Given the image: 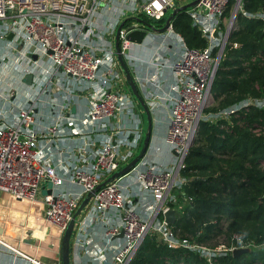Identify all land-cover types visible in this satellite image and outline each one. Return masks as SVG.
I'll list each match as a JSON object with an SVG mask.
<instances>
[{
  "label": "built area",
  "instance_id": "built-area-1",
  "mask_svg": "<svg viewBox=\"0 0 264 264\" xmlns=\"http://www.w3.org/2000/svg\"><path fill=\"white\" fill-rule=\"evenodd\" d=\"M114 1L0 0V40L6 43L0 52V71L10 66L24 80L33 76L32 84H27L31 89L27 106L19 112L0 109V195L32 204L40 201L45 207L46 222L59 231L61 244L81 202L95 193L76 221L71 264H80L88 252L93 224L102 225L108 239H117L124 231L123 245L112 264H131L148 235L156 236L169 249H185L200 255L208 264H215L214 259L219 256L233 255L247 247L239 237L237 245L216 249L181 239L165 215L172 210L177 214L175 191L187 182L181 173L200 123L230 121L245 109L264 108V99L253 97L229 109L209 112L214 103L219 58L226 49L227 38L236 29L238 15L264 23V12H246L243 0H200L188 13L207 40L203 50L189 48L185 38L173 28V21L165 32L159 33L162 45L171 44L180 51L173 58L160 60L159 56L153 63L154 75L139 76L133 72V76L142 91L147 85L154 89L148 97L144 96L152 115L166 107L170 110L165 142L174 160L166 167L146 161V154L131 172L101 187L138 155L141 140V130L134 126L142 108L117 60V28L134 17L162 21L161 26L152 24L162 28L169 13L188 4L184 3L186 0H119L123 4L131 2V9H120L114 25L101 26L98 14ZM129 28L147 30L148 38L153 33L137 21L122 29L121 50L127 62H131V48L137 44L126 39ZM166 70L170 71L169 83L163 76ZM3 82L4 78H0ZM52 91L57 95L51 106L53 115H57L53 122L40 110L43 95ZM14 95L13 91L8 97ZM80 103L85 109L83 116L66 115L71 113V105L76 109ZM55 109L60 110L58 114ZM64 123L74 127V135L63 131ZM69 137H81L83 142L60 147L56 153L54 145L60 146ZM56 154L66 160L55 165ZM63 185L76 191L67 192L61 189ZM44 188L51 193L41 195ZM139 189L147 190L152 197L151 202L141 203L140 212L133 205ZM5 248L15 263L41 264L0 239V251ZM105 254L102 249L99 260L105 259Z\"/></svg>",
  "mask_w": 264,
  "mask_h": 264
},
{
  "label": "trees",
  "instance_id": "trees-1",
  "mask_svg": "<svg viewBox=\"0 0 264 264\" xmlns=\"http://www.w3.org/2000/svg\"><path fill=\"white\" fill-rule=\"evenodd\" d=\"M243 8L250 14L264 12V0H243ZM235 27L213 84L218 107L209 112L229 109L247 98L264 99V23L239 14ZM173 28L189 48L207 47L188 11L175 16ZM200 125L181 173L187 182L175 191L173 229L181 239L212 249L237 245L236 237L251 249L237 257L219 256L215 264H264V108L253 106L230 121ZM130 263L208 264L188 250L169 249L154 235L145 238Z\"/></svg>",
  "mask_w": 264,
  "mask_h": 264
},
{
  "label": "crops",
  "instance_id": "crops-1",
  "mask_svg": "<svg viewBox=\"0 0 264 264\" xmlns=\"http://www.w3.org/2000/svg\"><path fill=\"white\" fill-rule=\"evenodd\" d=\"M115 2L119 4L121 3L119 0H115ZM132 7L131 2L128 4H124V7H119L116 9L114 14H111L113 11L112 8L113 6H110L109 8L102 9L101 13L98 14L99 18V23L101 26L105 23V25L110 24L114 25L117 22V19L119 17V10L123 9L124 10H130ZM153 32V31H152ZM161 35L157 32H153L150 34V37L146 38L145 41L141 44H135L132 46V59L133 61V71H135V74H138L139 76H142L144 74H151L154 75L156 72V65H153L155 60L159 58L160 60L162 58H173L175 54H178L180 50L175 48V46H172L171 44L169 45H162L161 41ZM5 42L0 40V52L3 46H5ZM2 54V53H0ZM1 57V55H0ZM12 64V61H10ZM132 69V68H131ZM164 79H167V82L171 80L170 76V71L166 70L165 73L163 74ZM0 78H4V82L0 83V97H3L4 99L0 100V109H3L5 111H13V112H19V110L22 107L27 106L30 95H28L29 89L27 83L25 82L24 79H22V75L20 72L12 71L10 70V66L4 70L0 71ZM11 83V86H10ZM143 91L142 94L145 97H148L151 92L154 91V89L151 87V85L143 86ZM15 92V95L12 97H8L9 94L11 95L12 92ZM57 98V95L54 91L49 92L43 95L42 98V108L40 109L43 111V114L45 115V118L47 120L49 119L51 122H53L57 115H53V111L51 110V106L53 103V99ZM84 103V102H83ZM83 103L79 104L76 109H74L73 105H71V113H67L66 115H71L74 117H79L83 116L84 112V105ZM73 107V108H72ZM60 110L55 109V114H58ZM144 110L140 109V114L137 117V122L135 123L134 128H138L141 130V140L139 143V152L142 149V144L141 142L144 141L143 139L145 138L144 134L146 135L145 128L143 127L145 121L143 118L144 115ZM170 110L166 107L163 110H157L153 115V134L150 142V150H148V155L146 156L145 160L150 161L153 163H156L157 165H163V166H168L173 160L174 156L168 153V147L166 146L165 142V137L168 133L169 130V120H170ZM78 117V118H79ZM129 121V120H128ZM67 122V121H66ZM65 122V123H66ZM62 126V129L65 133H68L69 135H74L73 130L74 127H66V124ZM130 125L133 122L132 120L129 121ZM138 135V134H137ZM69 137L65 143H60V146H55L54 149L59 151L60 147H65L68 144L71 145H80L83 141L81 137H76L72 138ZM138 152V153H139ZM61 160H66V158L61 157ZM60 158L56 154L54 158V163L55 165H58L60 163ZM145 162V161H144ZM61 189L67 191V192H72L76 191V189H73V187L63 185ZM48 193V192H47ZM45 192V188L42 190L41 195L47 194ZM138 196L137 198H134L133 200V205L136 207L137 211L140 212V205L141 203H149L152 201L151 195L148 193V196L146 200H144V196H142L146 191H143V189L138 190ZM26 201L20 202L17 200H14L11 198L9 195L3 194L0 195V239L4 241V243L10 244L11 246L19 249L21 252H25L26 254L30 255L31 257H34L37 261H39L41 264H58L61 262V244L59 243V231L53 227L50 226L45 218V207L44 205L39 201L37 203H31L32 205L25 203ZM25 203V204H24ZM27 204V205H26ZM23 206H25L27 209L31 208L33 213L34 210V215L32 214V218L35 217L34 219H31V221L28 220V218L31 217L30 213H27V210L25 213L20 214L18 213L19 211H22L25 209ZM19 207H23V209H20ZM12 216V217H11ZM13 220V221H12ZM28 221L30 224H33L34 222H37L41 226L47 227V229H43L42 231L39 232H32V231H24V233H13L10 230H7L8 227L7 225H12L16 224V222L21 223L20 225L24 227L28 226ZM12 227V226H11ZM104 229L101 226L97 224H93L92 230L90 233L91 238L95 239L98 243L101 244V246L107 251L111 252L113 250L118 251L121 246L123 245V238H113V239H108V237H105L104 234ZM21 232V231H18ZM27 234V235H26ZM95 234V235H94ZM2 252V251H0ZM90 256H92V252H86L83 254L82 259L80 260V264H96V263H91L89 262L88 259H90ZM0 260H4L3 262L5 264H23V262H14L13 256L11 254H4L0 253ZM5 259H4V258ZM97 259L98 256H97ZM99 264H104L105 261H98ZM98 264V263H97Z\"/></svg>",
  "mask_w": 264,
  "mask_h": 264
},
{
  "label": "water",
  "instance_id": "water-1",
  "mask_svg": "<svg viewBox=\"0 0 264 264\" xmlns=\"http://www.w3.org/2000/svg\"><path fill=\"white\" fill-rule=\"evenodd\" d=\"M199 2H200V0H193L192 3L184 4V5L177 7L176 9H174L172 15L169 16V18L166 20L165 25L162 28H157V27L153 26L152 24L148 23L147 21H145L139 17L129 18L128 20H126L125 22L120 24V26L117 28L116 37H115V50L117 53V60L119 62L120 69H122V71H123L127 85L131 89L133 97L135 98V100L137 101L139 106L142 107V109L144 110V113H145L146 119H147V132H146L143 144H142L143 147H142L141 151L138 153V155L125 168H123L118 173L113 175L111 178H109L108 180L103 182L100 185L101 187L119 179V177L128 174L134 168L137 167L138 163L146 156V154L150 148V142H151V138H152V134H153V127H152L153 126V119H152V113H151L150 107H148L146 100H145V97L142 94L141 89L138 87L137 83L135 82L133 73H132L131 69H129L128 62H127V60H126V58L123 55L122 50H121L122 29L126 28L129 23H132L133 21H137L142 26L148 28L149 30H152L153 32L155 31L158 33H163L168 29L169 25L171 24V22L173 21V19L175 18V16L178 13L191 10L192 8L196 7ZM127 32H128V35H127L126 39L129 42H131L132 44H135V43L141 44L145 41V39L148 36V32L145 29L135 28L134 30H132L131 28H129V29H127ZM215 36L217 37L218 35L216 34ZM229 38L230 37L227 38V42H228ZM9 39H12V35L9 36ZM225 45H226V43H225ZM34 59L36 60L37 56H34ZM220 60H221V57L219 58V61ZM32 80H33L32 75H28L25 79V81L28 85L32 84ZM48 193H51V192H48ZM94 194L95 193L89 194L81 202L79 209L74 214L72 220L70 221V223L68 225L69 227L66 230V232L63 236L62 243H61V246H62V248H61V264H71V255H72L71 240H72V237L74 235V231H75V227H76L75 224H76L77 219L80 217L82 211L87 207L91 198L94 196ZM165 220L167 223H169L171 225H175L176 212L172 210L169 213H167L165 215ZM123 237H124V231L121 232V234L119 235L118 238L121 239ZM250 252H251L250 248H240V249L233 252V256L237 257L240 254H245V253H250Z\"/></svg>",
  "mask_w": 264,
  "mask_h": 264
},
{
  "label": "rangeland",
  "instance_id": "rangeland-1",
  "mask_svg": "<svg viewBox=\"0 0 264 264\" xmlns=\"http://www.w3.org/2000/svg\"><path fill=\"white\" fill-rule=\"evenodd\" d=\"M117 1V0H116ZM134 2V1H133ZM189 2H192V0H186L184 3H189ZM180 3V2H179ZM183 3V4H184ZM112 6H113V8H112V10L111 11H113L111 14H114L115 13V11H116V9L117 8H119V7H124V4H119V3H117V2H115V4L113 3L112 4ZM172 14V12L171 13H169V15L168 16H170ZM128 66H129V69H131V71H133V61H131V62H129L128 61ZM134 73H136L135 71H134ZM214 107H218V105H216V104H212V108H214ZM143 118H144V121H145V123H144V125H143V127L145 128V130H147V119H146V115L144 114L143 115ZM146 133V132H145ZM144 136H145V134H144ZM144 140V139H143ZM143 143V141L141 142V144ZM143 191H146V193H144L142 196H144V200H146V198H147V196H148V191L147 190H143ZM45 192L47 193L48 191L47 190H45ZM148 192V193H147ZM25 203H28V204H30V205H32L30 202H28V201H26ZM24 203V204H25ZM27 205V204H26ZM23 207L25 208V209H23ZM23 207H19L20 209H23L22 211H19L18 213H20V214H23V213H25V211L27 210V213H30L31 214V217L30 218H28V220L29 221H31V219H34L35 217H33L32 218V214L34 213V210H33V213H31L32 212V210H31V208H29V209H27L25 206H23ZM33 209V208H32ZM34 215V214H33ZM12 217V216H11ZM13 221V220H12ZM28 221V226L27 227H25L26 225H24V227L23 226H21L20 224L21 223H18V222H16V224H13L12 223V225H7V227H8V229L7 230H10L11 229V232H13V233H24V231H34V232H39V231H42L43 232V229H47V227H45V226H41V225H39L37 222H34L33 224H30V222ZM12 226V227H11ZM18 231H21V232H18ZM27 235V234H26ZM95 235V234H94ZM4 242V241H3ZM102 249H104L102 246H101V244L100 243H98L97 241H95V239H93V237H92V241H91V244H90V247H89V249H88V251L89 252H92V256H90V259H88L89 260V262H91V263H98L99 264V259H97V256H98V254H99V252H101L102 251ZM0 253H6V254H12L11 252H9V250L8 249H3V251L2 252H0ZM117 254V251H116V253H115V250H113V251H111V252H107L106 251V254H105V259H103V261H105L104 262V264H112L113 263V260H114V257H115V255ZM0 258H2V257H0ZM4 258V257H3ZM5 259V258H4ZM4 260L2 259V260H0V264H5L4 262H3Z\"/></svg>",
  "mask_w": 264,
  "mask_h": 264
}]
</instances>
